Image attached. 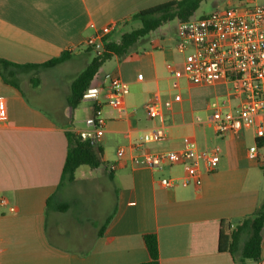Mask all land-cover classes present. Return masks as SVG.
<instances>
[{
    "label": "crops",
    "instance_id": "crops-1",
    "mask_svg": "<svg viewBox=\"0 0 264 264\" xmlns=\"http://www.w3.org/2000/svg\"><path fill=\"white\" fill-rule=\"evenodd\" d=\"M170 1L0 0V59L30 66L70 54L53 67L14 70L18 88L0 76V264H142L149 260L145 233L157 234L161 264L250 261L243 263L240 251L221 252L219 238L222 220L236 227L264 203V138L257 139L253 128L217 133L215 109L234 110L243 100L228 83L194 85L171 75L168 65L183 70L186 60L176 49L178 32L170 37L159 28L129 55L111 58L81 104L68 103L73 81L95 57L88 39L107 26L114 34L137 12ZM61 67L79 72L44 90L41 76ZM113 77L129 85L123 107L108 104ZM155 94L162 110L151 119L145 107ZM97 107L106 125L95 141ZM159 127L165 137L148 141ZM67 133L102 151L100 166L79 167L72 182L62 181ZM186 139L200 151H218L219 164L209 170L201 163L200 186L164 188L160 181L184 178L185 166L154 170L143 156L180 151ZM255 144L256 159L249 156Z\"/></svg>",
    "mask_w": 264,
    "mask_h": 264
},
{
    "label": "built area",
    "instance_id": "built-area-1",
    "mask_svg": "<svg viewBox=\"0 0 264 264\" xmlns=\"http://www.w3.org/2000/svg\"><path fill=\"white\" fill-rule=\"evenodd\" d=\"M252 1V0H250ZM91 28H95L94 25ZM113 26L102 29L87 41L89 47H95L98 55L103 52L104 39L111 34ZM176 49L186 54L183 70L168 65L173 77L185 76L194 85H214L225 82L231 85L232 95L242 98V104L234 110L224 111L216 108L211 119L218 134L237 135L245 129H254L256 138H264V5L254 7H231L214 11L212 14L179 21ZM144 76H138L143 80ZM130 93L129 85L119 77L110 80L108 104L123 107L125 97ZM180 100V96H176ZM149 118L161 115V101L157 94L146 104ZM2 122L0 107V124ZM106 119L100 107L95 110V141L105 132ZM165 137L163 128L154 129L150 142H159ZM259 145L249 150L251 158L258 157ZM124 155L120 150L119 157ZM145 164L162 170L165 166L184 165L186 176L182 179L163 178L164 188L188 187L202 183L200 165L205 163L214 170L220 161L218 151L197 149L196 144L186 139L180 151H159L145 153ZM115 170V166H111ZM257 264H264L261 258Z\"/></svg>",
    "mask_w": 264,
    "mask_h": 264
},
{
    "label": "trees",
    "instance_id": "trees-1",
    "mask_svg": "<svg viewBox=\"0 0 264 264\" xmlns=\"http://www.w3.org/2000/svg\"><path fill=\"white\" fill-rule=\"evenodd\" d=\"M208 0H173L158 6L139 11L131 17V21H138L141 24L139 29L125 33L120 40L113 41L109 37L104 39L102 54H95L92 62L85 68L71 85V93L68 103L72 108H77L87 94L91 82L98 74L100 68L113 57L123 58L129 55L138 43L147 38L163 25L178 21L192 19L201 4ZM70 54L63 53L59 58L52 59L43 65L19 66L9 61L0 59V76L6 84L18 88L17 83L11 79L20 68H43L53 67L69 59ZM68 152L63 168L62 181L72 182L75 179V172L81 166L98 168L100 166V154L96 142L90 139H83L74 133H67ZM264 228V203L257 211L243 219L236 227L231 222L222 220L219 238V250L233 256L241 252L242 262L247 260L258 263L261 259L262 230ZM244 238L242 246L241 240ZM143 243L147 250L149 260L142 264H161L159 242L156 233H145Z\"/></svg>",
    "mask_w": 264,
    "mask_h": 264
},
{
    "label": "rangeland",
    "instance_id": "rangeland-1",
    "mask_svg": "<svg viewBox=\"0 0 264 264\" xmlns=\"http://www.w3.org/2000/svg\"><path fill=\"white\" fill-rule=\"evenodd\" d=\"M208 0L201 4L200 8L197 10L195 15L192 18H201L207 15L212 14L214 11H219L221 9H224L228 5L233 7H254L256 5H264V0ZM178 20H174L172 22H169L161 27L163 31L170 37H175V34L177 32V26H178ZM141 27L140 22L138 21H130L127 25L121 26L117 29V31L113 34H109L107 37L112 39L113 41H119L121 36L125 33L131 32L133 30L139 29ZM92 52L95 54L97 53L95 47H90ZM93 54L92 56H95ZM106 69V68H104ZM107 71V70H105ZM76 72H79V69L76 67L69 68V67H61L54 70H47L44 72L42 77L43 82V89L48 90L51 88V85L53 84L57 78H63L64 80L68 81L70 79L69 76H73ZM42 106V104L40 105ZM244 241V238L241 240L240 246H242ZM238 257V256H237ZM238 260L240 258L238 257ZM242 263V262H241ZM248 264H254L253 261H248Z\"/></svg>",
    "mask_w": 264,
    "mask_h": 264
}]
</instances>
